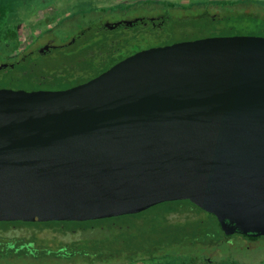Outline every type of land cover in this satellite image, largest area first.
<instances>
[{
    "label": "water",
    "instance_id": "obj_1",
    "mask_svg": "<svg viewBox=\"0 0 264 264\" xmlns=\"http://www.w3.org/2000/svg\"><path fill=\"white\" fill-rule=\"evenodd\" d=\"M177 200L264 236V35L147 48L63 90L0 89V221Z\"/></svg>",
    "mask_w": 264,
    "mask_h": 264
},
{
    "label": "rangeland",
    "instance_id": "obj_2",
    "mask_svg": "<svg viewBox=\"0 0 264 264\" xmlns=\"http://www.w3.org/2000/svg\"><path fill=\"white\" fill-rule=\"evenodd\" d=\"M223 1L226 2L223 3ZM236 1L240 0H0V64L15 63L17 57L12 54L15 49L32 51L28 53L24 63L15 65L14 68L0 69V87L26 91L63 89L89 75L91 61H98L104 57L105 53L114 52L118 45L111 47L105 43L110 38H119L121 32L131 33L133 30H138L139 36L130 40L132 44L127 45V51L204 37L263 36L261 34L264 31L259 30L262 28L263 20L248 19L246 15L245 17L240 13L258 14L264 17V6L248 1L239 3ZM30 2L31 4L27 5ZM38 8L45 12L48 11V14L58 11L56 12V23L49 25L47 21H44L49 17L46 13L43 20L38 19V16H43L42 13L35 16L29 13V9ZM153 16L165 17V23L160 28L152 27L148 21ZM139 17L146 20L144 24L139 23L133 27L107 28L106 26L108 23L114 24ZM240 18L242 21L239 20ZM235 20L237 21L232 27L224 25L226 21ZM77 34L80 35L79 38L75 37ZM73 38H76L73 46L60 47V45L69 43ZM93 38L97 42L91 46V52L83 55L79 53L77 57L65 58L64 61L59 59L61 53L69 49L73 51L74 47L89 42ZM50 41L53 47L46 55L40 54V47ZM177 207H180L178 210L184 209L185 211L172 215L171 220H166L167 212L169 210L173 212ZM177 207L158 204L145 213L144 222L135 217H115L106 225L111 223L114 226L132 227L140 221L145 226H161L162 233L147 234L149 235L147 240L153 235L167 239L166 230L170 229L174 232L177 227L179 230L177 229L178 232L173 234V245L163 251H156L163 255L173 253L189 261L205 258L212 264H264V236L251 239L240 234L226 235L218 229L214 218L207 212L186 202ZM79 225V223L66 221L51 222L48 225L34 224L30 227L9 226L4 230L3 235L8 239L19 237L27 239L36 235L38 238L33 241L35 250H51L52 252L59 244H69L83 239L77 245L78 247L70 251L72 257L77 258L82 254L85 238L96 235L95 230L85 232L60 230L72 231ZM11 242L4 243L9 246ZM137 246V242L131 241L132 249ZM38 253V259H42L41 254L45 252ZM137 255L138 253L131 252L129 256L132 260L127 262H123L125 260L121 257H116L115 263H149L146 259L135 260L139 257ZM75 258L67 260L63 256L59 259H51L48 263L36 261L31 264H88L79 259L75 260ZM158 260L162 263L165 261ZM12 263L28 264L23 261Z\"/></svg>",
    "mask_w": 264,
    "mask_h": 264
},
{
    "label": "trees",
    "instance_id": "obj_3",
    "mask_svg": "<svg viewBox=\"0 0 264 264\" xmlns=\"http://www.w3.org/2000/svg\"><path fill=\"white\" fill-rule=\"evenodd\" d=\"M246 1L264 6L263 0H244V1L240 0L236 2L239 3V2H246ZM224 2L226 1H223V3ZM30 4L31 2L27 5H30ZM36 4L38 5V2H36ZM231 4H234V3H231ZM40 5H41V1H40ZM37 10H41V9L39 8L35 9L34 12H36ZM240 15H244V16L246 15L248 19L260 18L263 21H262V28H260L259 30L264 31V17H260L258 14L252 15V14L240 13ZM239 20L242 21L241 18ZM236 21L237 20L229 21V22L226 21L224 25L232 27L235 25ZM261 35H264V33ZM185 202L187 204L195 206L187 200L169 201V202H163V204H167L168 206L174 205L175 207H177ZM150 208L142 212L136 213V214L122 215V216H117V217H135V218H138L139 220H143L145 218L144 217L145 213ZM179 208L180 207L175 208L177 210L174 211L175 210L174 209L173 212L169 210L167 214L165 215V219L171 220L170 217L172 215L185 211L184 209L178 210ZM212 217L214 218L218 229L222 231L215 217L214 216ZM113 218L115 217L97 219V220H87V221H68V222L79 223L80 225L79 227H77L75 230H72V231L67 230V229L65 230L62 229L60 231L85 232L87 230H95V233H96V235L93 234L89 238L87 239L85 238V242H83L84 244L82 243L84 245L82 248L83 249L82 254L78 256L77 258L72 257L70 251H72L71 250L72 248L78 247L77 245L80 243V241H83V239L77 242H71L69 244H64V245L59 244L57 248L52 252L51 250H43V251L42 249L35 250L36 247L33 246L34 245L33 241L36 240L38 237L36 235H32L30 238H27V239L25 237L12 238V239L5 238L4 240L0 239V241L3 243L12 241L11 242L12 244H10L9 246L5 244L4 248L0 252V260H1L0 264H13L12 262L14 261L15 262L23 261L24 263H28V264L35 263L36 261H42L43 263H48V261H51V259H54V258L59 259L60 257H63V256L66 257L67 260L69 259L74 260L75 258V260L79 259L80 261L87 262L88 264H116L115 263L116 257H121L122 260H125L123 262L132 260L131 257L129 256L131 252L138 253L139 255V257H136L137 259L135 260L146 259L149 262L147 264H151L152 262H153L152 264H212L210 260H207L205 258L201 260H196V261L195 260L189 261V260H186L185 258L177 257L173 253H168V254L163 255L160 252H156L157 250L163 251L164 249H168L170 246L173 245L174 243L173 234L178 232L179 230L177 227L174 229V232H171L170 229H167L166 230L167 239H164V237L160 238V236L158 235H153L154 233L155 234L162 233L163 229L160 228L161 226H157V225L156 226H145L140 221L136 222V224L133 225L132 227H129L127 225L126 226H121V225L114 226V224H111V223L106 225L107 222L113 221ZM51 222L62 223L66 221H50V222L4 221V222H1L0 224L4 225L6 223L8 226L4 225L3 227L4 229H7L9 226L30 227L34 224L48 225ZM157 227L159 228L157 229ZM117 229H120V230L118 231ZM150 233H153L152 234L153 236H151V238L147 240V238L149 237V235L147 234H150ZM131 241L138 243V246L135 249H132L130 247ZM38 252L40 253L45 252L44 254L43 253L41 254L42 259H38L39 258ZM158 259H162L165 261L162 263Z\"/></svg>",
    "mask_w": 264,
    "mask_h": 264
},
{
    "label": "flooded vegetation",
    "instance_id": "obj_4",
    "mask_svg": "<svg viewBox=\"0 0 264 264\" xmlns=\"http://www.w3.org/2000/svg\"><path fill=\"white\" fill-rule=\"evenodd\" d=\"M56 12L58 11H55L53 12L52 14H48V11H44V10H37L36 12H34V9H29V13L32 14V16H35V15H38L40 13L43 14V16L39 17L38 16V19H41L43 20L44 19V15L45 13L49 16L47 19H45L44 21H47L49 23V25L51 24H55L56 23V20H57V14ZM64 14V13H63ZM145 19L144 18H135L133 20H122V21H119V22H116V23H112V24H107V28H113L115 26H124V27H133L135 26L136 24H139V23H145ZM150 24L152 25V27H158L160 28L164 23H165V17H162V16H153L151 18H149V21ZM129 23V24H128ZM129 29V28H128ZM136 36H139L138 34V30H133L131 33H126V32H121V35L119 38H110L109 41H107L105 44L107 46H115V45H118L116 48H115V51L114 52H107V53H103L104 54V57L99 59L98 61H91L89 63L90 65V74L81 78L80 81L78 82H75L69 86H66L65 88L63 89H67V88H70V87H73V86H77L79 84H82L96 76H98L99 74H101L102 72H104L105 70H107L108 68H110L111 66H113L114 64H116L117 62L121 61L122 59L138 52V51H141V50H144V49H147V48H151V47H147V48H139V49H134V50H130V51H127V45L132 44L130 42L131 39H134L136 38ZM75 37H80L79 34H77ZM76 41V38H73L71 41H69V43H67L66 45H60V47H65V46H68L67 48L73 46V44L75 43ZM97 41L93 38L91 39L89 42H84V43H81L78 47H74L73 48V51H66L64 53H61L60 55V58L59 59H62L63 61L65 60V58H70V57H74V56H78L80 55L79 53H82L81 55L85 54L86 52H91L92 48L91 46H93ZM52 42H48L43 44L40 49H39V52L40 54L42 55H46L49 50L53 47V45L51 44ZM164 46V45H162ZM152 47H156V46H152ZM120 49H123L124 51H121ZM29 52H32L31 50H25V49H21V50H16L14 51L13 56H16L17 58L15 59V63H2L0 64V69L3 68V67H11V68H14L15 65H19L21 63H24V61L27 60V56H28V53ZM54 58V57H53ZM0 89H11V88H3V87H0ZM63 89H59V90H63ZM15 90H18V89H15ZM26 91V90H25ZM30 91H33V90H30ZM1 222H4V221H0ZM4 227L1 226L0 224V239L4 240L5 237L3 235L4 233ZM4 245L5 243L1 242L0 241V252L2 251V249L4 248Z\"/></svg>",
    "mask_w": 264,
    "mask_h": 264
}]
</instances>
